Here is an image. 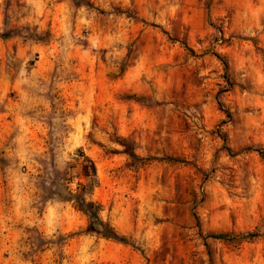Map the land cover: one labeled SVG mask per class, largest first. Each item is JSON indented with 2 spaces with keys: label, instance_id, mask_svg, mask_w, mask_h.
<instances>
[{
  "label": "rangeland",
  "instance_id": "374dc122",
  "mask_svg": "<svg viewBox=\"0 0 264 264\" xmlns=\"http://www.w3.org/2000/svg\"><path fill=\"white\" fill-rule=\"evenodd\" d=\"M13 1L0 264H264V0Z\"/></svg>",
  "mask_w": 264,
  "mask_h": 264
},
{
  "label": "trees",
  "instance_id": "16d2710c",
  "mask_svg": "<svg viewBox=\"0 0 264 264\" xmlns=\"http://www.w3.org/2000/svg\"><path fill=\"white\" fill-rule=\"evenodd\" d=\"M131 157L135 158V156L132 154ZM262 157H264V154H261ZM78 158H80L81 161V168L83 169L82 177L87 180V183H78L77 184V190L72 195L69 191H64L65 194L64 197L61 195H57L58 199L65 201V202H74L77 209L88 216L90 220V224L88 227V232H97L101 234L103 237L114 239L117 241H121L116 235H114L112 232L106 229V227L102 224V222L98 219L97 213H98V206H96L94 203L86 202L85 196L87 193H90L92 188L96 185V169L93 164V162L86 157L83 153L78 152ZM247 237H252L253 235H246ZM215 239L220 240H227L229 239L225 235H216L214 236Z\"/></svg>",
  "mask_w": 264,
  "mask_h": 264
},
{
  "label": "crops",
  "instance_id": "0c3cea01",
  "mask_svg": "<svg viewBox=\"0 0 264 264\" xmlns=\"http://www.w3.org/2000/svg\"><path fill=\"white\" fill-rule=\"evenodd\" d=\"M5 0H0V27H1V22H2V17H3V2H4ZM10 2L12 3V7H13V5H14V1L13 0H10Z\"/></svg>",
  "mask_w": 264,
  "mask_h": 264
}]
</instances>
